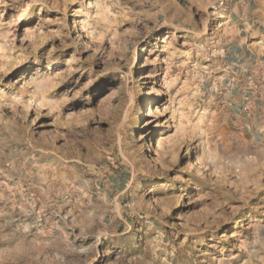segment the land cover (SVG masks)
Returning <instances> with one entry per match:
<instances>
[{"label":"rangeland","instance_id":"rangeland-1","mask_svg":"<svg viewBox=\"0 0 264 264\" xmlns=\"http://www.w3.org/2000/svg\"><path fill=\"white\" fill-rule=\"evenodd\" d=\"M239 1L0 0V264H264Z\"/></svg>","mask_w":264,"mask_h":264},{"label":"crops","instance_id":"crops-1","mask_svg":"<svg viewBox=\"0 0 264 264\" xmlns=\"http://www.w3.org/2000/svg\"><path fill=\"white\" fill-rule=\"evenodd\" d=\"M230 11L244 28L239 29L240 35L227 48L228 67L238 72L232 71L237 79L228 82L225 101L236 113L247 115L253 123L256 121L257 130L259 124L264 128V43L256 40L262 24L256 19L257 7L253 8L249 0H240ZM245 29L250 31L245 32Z\"/></svg>","mask_w":264,"mask_h":264}]
</instances>
